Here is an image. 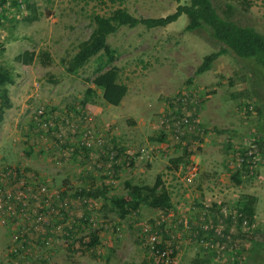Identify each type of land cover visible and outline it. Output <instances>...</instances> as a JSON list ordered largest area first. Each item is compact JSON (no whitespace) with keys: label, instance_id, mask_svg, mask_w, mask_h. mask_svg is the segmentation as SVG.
<instances>
[{"label":"rangeland","instance_id":"1","mask_svg":"<svg viewBox=\"0 0 264 264\" xmlns=\"http://www.w3.org/2000/svg\"><path fill=\"white\" fill-rule=\"evenodd\" d=\"M187 2L28 0L30 9L26 3L18 9L0 4V65L15 76L14 84L7 85L11 107L5 109L0 122V264H159L146 253L142 228L146 224L154 229L162 218L160 227L156 226L161 241L177 244L181 250L174 264H191L196 256L203 257V264L250 262L254 241L264 239V68L222 53L221 44L203 29L186 31L185 14L164 27L121 26L107 37L116 51L119 79L128 86L116 110L103 101L99 89L95 88L92 98L84 94L92 86L89 79L94 76L97 56L74 73L65 68L80 43L89 37L94 14L109 15L116 8H125L137 17H158ZM213 3L221 14L234 13L239 22L264 33V0ZM33 14L36 20H25ZM25 48L48 50L50 65L15 61ZM211 52L217 57L210 69L195 75L196 67ZM183 96L193 98L192 103L176 101ZM84 99L87 105L83 107ZM88 103L100 107L97 119ZM41 106L57 114L42 138L32 123ZM184 110H193L195 117L186 141L176 139L168 121L169 116ZM81 112L94 128L114 135L138 155L149 150L150 159L136 158L130 166L117 170L114 182L105 183L108 175L93 162L55 154L50 135L58 130L72 131L76 124L72 117ZM249 149L257 164L238 171L240 183H236L232 178L235 169L229 162L236 160L238 152ZM175 158H180L176 164L171 161ZM182 162V169L191 162L197 168L190 182L182 180ZM82 165L88 166L91 178L79 179ZM10 168L20 173L7 174ZM120 169L129 171L126 178L138 183L152 184L161 175L172 207L162 210L141 205L136 213L121 218L106 198H80L71 202L69 218L62 221L78 222L70 236L64 237L55 229L48 231L45 215L35 227L34 220L45 205L41 197L31 201L33 195L25 189L28 173L47 180L70 201L77 198L81 187H101L107 197H125V177L120 176ZM19 190L25 195L18 198L14 195ZM244 193L258 197L249 228L246 224L238 227L235 216L239 213L236 201ZM24 213H30L29 217ZM88 214L95 225L86 222L84 215ZM227 226L226 237L217 239L221 237L219 230ZM93 233L98 243L88 248ZM43 237H49L47 242ZM213 250L217 253L210 252Z\"/></svg>","mask_w":264,"mask_h":264},{"label":"trees","instance_id":"2","mask_svg":"<svg viewBox=\"0 0 264 264\" xmlns=\"http://www.w3.org/2000/svg\"><path fill=\"white\" fill-rule=\"evenodd\" d=\"M23 3H26V8L30 9L31 6L28 0H0L1 6L11 4L16 6L17 9L21 8ZM181 14H185L188 18V22L184 27L186 31L193 32L203 29L211 38L221 44L222 53L250 60L257 66L264 68V33L259 32L252 26L242 24L233 16L234 13L231 14L227 11L221 14L214 5L213 0H188L184 4L178 3L173 12L158 17H137L125 8H116L109 15L94 14L92 16L94 27L89 37L80 43L78 51L68 60L65 68L68 72L74 73L91 57L97 56L99 61L95 66L94 76L89 79L92 86H88L84 94L86 97L92 98L96 94L95 88H97L100 89L101 97L106 104L119 105L128 91V86L119 79V68L114 64L116 51L107 43V37L115 33L121 26L134 27L141 24L147 28L164 27L175 21ZM36 19L37 15L35 14L25 16L27 21ZM216 57L217 54L213 52L206 54L196 67L194 74H201L209 70ZM14 60L25 65L37 62L41 66H48L52 58L48 50L40 49L36 52L33 49H25L18 53ZM14 82L15 76L13 73L7 67L0 65V122L3 120L5 109L11 107L7 85H13ZM82 103L84 107L87 101L84 99ZM77 119L80 120L79 115ZM245 152L244 158L247 157ZM81 159L86 160V156ZM171 161L176 164L180 161V158ZM239 174L238 171H235L232 175L236 183H240ZM124 186L127 189L125 197L123 195L107 197L105 189L101 187H81L76 191V195L106 198L111 204V208L116 210L121 218L132 212L136 213L141 205L162 210L172 207L170 191L164 186L160 175L156 176L152 184L125 181ZM257 202L258 197L253 194L244 193L238 198L236 204L239 205V213L235 215L238 220V227L246 224L249 228L254 223L253 217L256 213ZM90 217V214L88 216L84 215L86 222L90 221ZM230 217L232 215L227 216L226 220L229 221ZM228 227L217 233L221 236L217 239L222 240L226 237ZM97 243L98 236L93 233V237L86 244V247L90 248ZM158 247L162 249L163 245H158ZM252 250L254 256H251L248 264H264V239L254 241V249L252 248ZM210 252L217 253L214 250ZM238 253H241V250H238ZM202 258L196 256L191 264H203L205 260Z\"/></svg>","mask_w":264,"mask_h":264},{"label":"built area","instance_id":"3","mask_svg":"<svg viewBox=\"0 0 264 264\" xmlns=\"http://www.w3.org/2000/svg\"><path fill=\"white\" fill-rule=\"evenodd\" d=\"M189 97H177L176 101L180 104H185L186 101L191 104L193 98ZM193 113V110H184L182 112L177 111L176 114L169 116L168 121H170L171 125L173 126L172 133L176 139H183L186 141V134H188V132L195 126V117ZM56 115L57 114L53 112V110H48L42 106L38 107L34 112L32 123L35 125V130L41 138L43 136H47L48 130L53 125L52 120L56 117ZM79 116L81 120L77 119L76 117H72V120L76 123L72 125V131L69 130L64 133H57L60 131L58 130L52 132L50 135L52 138V146L54 148L55 154L59 155L60 157H71L79 160H84L81 158L86 156V159L93 162L96 167L103 169V173L108 175L107 177L109 182H114L113 176H115L120 166H130L136 158H145L144 160L150 159L149 150L144 149L138 155L131 147L128 146V144L124 142L122 143L114 135L105 134L94 128L90 123V118L84 116L83 112L79 113ZM58 117L60 118V116ZM63 122L66 123V121ZM82 122L85 123L81 125ZM244 152L245 150L238 152L236 160L234 159V161L231 160L229 162L231 165H233L235 171L251 169L257 164L251 149L245 152V155L247 156L245 158ZM183 164L184 163H181L179 166L180 170H184V176L182 180L190 182L192 178L197 175V168L195 164L191 162L190 165H187V167L182 169ZM17 173L20 172L13 173L11 169V171H9L7 174H14L13 176H16ZM28 175L30 176L25 181V184L27 185L25 186V189H27L30 194L33 195V199L31 201L35 202V200H38L41 197L42 204L45 205V209H42L40 205H38L42 211L39 213L40 216L34 220L35 227L41 223V215H45L47 217L45 222L48 223V231H54L55 229L57 232H61L64 237L70 236L72 234V229H77L76 224L78 222H75L73 219L68 220V222L62 221L69 218L70 212L68 211V208L71 206L72 201L77 202L78 200L79 202L80 198H84V201H86L87 197L77 196V198L70 199L69 201L68 197L64 196L58 190L53 188L47 180H42L38 176H35L33 172L28 173ZM9 192L10 191H8V193ZM19 195L25 194L19 190L14 196L19 198ZM6 198L7 195L3 196L2 199L6 200ZM33 204L35 205L37 202ZM42 204L41 206L43 207ZM29 206L30 204L27 206V208ZM24 215L29 217L30 213H24ZM55 218L57 220H55ZM162 219L155 222L154 229L146 224L142 228V232L145 237L144 245L146 248V253L159 264H174L181 250L178 248L179 246L177 244H164L161 241L159 231L156 226L160 227ZM70 221H72L71 223L73 224H70ZM89 222L92 224L95 223L93 222V217H90ZM47 232L45 234H47ZM218 233H220V230ZM74 237L75 236H72L71 238ZM47 238L49 237H43L45 242H47ZM158 245H163V248L160 249ZM221 246L222 248L224 247L223 245Z\"/></svg>","mask_w":264,"mask_h":264},{"label":"crops","instance_id":"4","mask_svg":"<svg viewBox=\"0 0 264 264\" xmlns=\"http://www.w3.org/2000/svg\"><path fill=\"white\" fill-rule=\"evenodd\" d=\"M25 49H28V48H25ZM24 49V50H25ZM97 93H101V91H100V89L97 91ZM100 96H101V94H100ZM125 97V96H124ZM124 97H123V99H124ZM123 99H122V101H123ZM121 101V102H122ZM89 104V106H90V110L93 112V113H95V115H96V119L98 118V116H99V114L101 113V111H100V107L99 106H97L96 104H90V103H88ZM87 105V104H86ZM111 107H113V109H117L118 107H119V105H116V106H111ZM76 159V158H75ZM175 159H178L179 160V158H175ZM79 160V159H78ZM90 161V160H89ZM140 161V160H139ZM141 163V162H140ZM183 163V162H182ZM138 164V163H137ZM181 164V163H180ZM122 166H120L119 168H121ZM118 168V169H119ZM123 168V167H122ZM89 168H88V166L86 167V165H82V167H81V171H80V174H79V179H81V178H83V179H85L86 177H92L93 175L91 174V171L90 170H88ZM120 171H121V173H120V176H122V177H125L124 179V182L125 181H131L130 180V178H126L127 176V174L129 173V171H125V170H123V169H120ZM134 171V170H133ZM132 171V172H133ZM124 175V176H123ZM159 175V174H158ZM161 176V175H160ZM122 177L120 178V179H117V181H119V180H121L122 179ZM106 182H109V180H108V177H107V179H106V181H105V183ZM131 182H133V183H138V182H134V181H131ZM117 183V182H116ZM165 183V182H164ZM100 185V184H99ZM166 187V186H165ZM156 209V208H155ZM168 227H170V224H168L167 225Z\"/></svg>","mask_w":264,"mask_h":264}]
</instances>
